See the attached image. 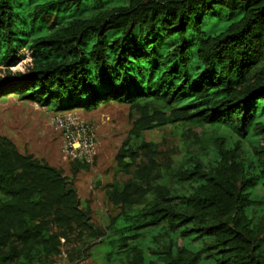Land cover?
Wrapping results in <instances>:
<instances>
[{
  "label": "trees",
  "instance_id": "16d2710c",
  "mask_svg": "<svg viewBox=\"0 0 264 264\" xmlns=\"http://www.w3.org/2000/svg\"><path fill=\"white\" fill-rule=\"evenodd\" d=\"M7 96L55 112L115 102L132 123L104 232L71 181L90 165L68 178L0 136V264L96 240L116 264H264V215L247 213L264 185V0H0ZM165 128L177 153L145 139Z\"/></svg>",
  "mask_w": 264,
  "mask_h": 264
},
{
  "label": "rangeland",
  "instance_id": "374dc122",
  "mask_svg": "<svg viewBox=\"0 0 264 264\" xmlns=\"http://www.w3.org/2000/svg\"><path fill=\"white\" fill-rule=\"evenodd\" d=\"M66 114L89 125L95 136L96 157L89 164L88 169L80 170L71 181L81 207L90 209L91 222L104 232L110 220L119 212L105 199V188L112 182H122L127 178L116 171L114 163L115 154L131 128L132 121L127 105L111 102L91 111L74 109L55 112L35 103L20 101L16 96H7L0 98V136L11 139L20 153L32 155L35 159L59 169L69 178L70 166L73 162L64 158L61 153V133L48 124L53 117ZM201 132L202 129L197 128L186 135L190 140L192 134L199 135ZM144 136L146 140L157 143L159 149L167 155L177 153L181 148L179 136L170 128L153 130L145 133ZM243 148L250 150V144L243 143ZM250 197L260 200L262 204L248 210V215L256 218L263 216L262 182L250 190ZM99 244L96 240L87 248L62 247L61 254L56 257L54 264H116L112 248L104 243L101 246ZM178 244L181 245L180 240ZM192 246L197 249L199 244L193 243Z\"/></svg>",
  "mask_w": 264,
  "mask_h": 264
},
{
  "label": "built area",
  "instance_id": "2783aa9c",
  "mask_svg": "<svg viewBox=\"0 0 264 264\" xmlns=\"http://www.w3.org/2000/svg\"><path fill=\"white\" fill-rule=\"evenodd\" d=\"M62 137L61 153L72 162L90 164L96 157V140L92 128L72 115L53 117L50 121Z\"/></svg>",
  "mask_w": 264,
  "mask_h": 264
}]
</instances>
